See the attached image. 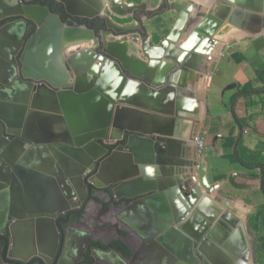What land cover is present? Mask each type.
<instances>
[{
	"label": "water",
	"instance_id": "95a60500",
	"mask_svg": "<svg viewBox=\"0 0 264 264\" xmlns=\"http://www.w3.org/2000/svg\"><path fill=\"white\" fill-rule=\"evenodd\" d=\"M48 1L75 24L63 22L60 11L45 6ZM126 1L0 0V264H80L89 235L80 231L83 216L75 224L70 217L96 202L93 191L106 189L115 203L135 200L123 213L140 210L145 222L142 249L130 259L121 256L122 264H195L193 246L205 264L221 256L219 247L229 232L222 230L223 220L216 222L220 209L209 207L205 197L217 187L208 183L203 163L199 185L182 176L184 167L190 173L198 162L181 159L184 143L177 133L182 122L172 115L190 114L180 110L188 102L183 91L192 79L183 66L190 67L197 49L209 53L214 48L210 36L221 24L215 17L229 15V25L246 32L251 27L252 36L260 35L264 0H222L218 12L204 17L181 47L179 41L196 23L185 5L163 0L149 10L147 0L139 5ZM170 12L173 26L155 46L145 22ZM137 13L144 17L140 26ZM110 16L129 17L136 25L120 26ZM138 26L143 34L134 33ZM130 34L141 39L131 41L138 51L116 41L125 42ZM85 42L91 43L90 51L65 58L67 47ZM198 43L189 56L185 47ZM176 47L185 53L176 55ZM128 50L147 63L133 60ZM163 59L180 66L165 65ZM56 125L60 133L53 132ZM198 132L200 127L193 137ZM237 177L232 175L229 185L250 190L237 184ZM73 234L82 242L70 262L66 254ZM240 244L235 251L242 259L235 264H249L250 248ZM92 253L93 264L99 262L96 254L120 256L114 250Z\"/></svg>",
	"mask_w": 264,
	"mask_h": 264
},
{
	"label": "crops",
	"instance_id": "0c3cea01",
	"mask_svg": "<svg viewBox=\"0 0 264 264\" xmlns=\"http://www.w3.org/2000/svg\"><path fill=\"white\" fill-rule=\"evenodd\" d=\"M147 1L150 3L148 9L151 10L155 9L163 0ZM167 1L168 3L179 2L182 6L183 3H188L193 6L194 10H197L196 14H201L197 23H193L194 26L191 27V30L187 34L185 33L177 47H181V43H184L185 38L192 33L195 27L203 23L204 17H207L212 11L217 13L219 7L222 6V0ZM141 2V0L137 2H129L127 0L125 5L132 3L139 5ZM110 17L120 26L138 25L136 20V24H133V20L129 17L126 19ZM141 18L144 19L142 16ZM174 19L175 14L170 12L166 17L165 24L162 26H154L151 23L152 21L145 22L147 34L155 46L166 38L173 26ZM234 31L233 33L224 34L225 42L219 41L222 47L217 51L211 50L208 54L209 56L207 55L210 57V60L206 63L210 78L202 76L200 80L205 81L204 86L200 85V80L194 85L192 84L193 82L187 84L192 93L196 94V99L187 100L193 102V104L185 107L184 112L190 113L188 117H192V112L197 113L198 119L200 118L199 120H196L197 116L194 118L193 122L196 125L191 130L190 136L191 138L193 137L196 127H200V131L204 132L205 135H207V131L206 143L211 148L210 152L213 155L210 162H207L204 155L199 160L193 138L192 141H188L189 149L186 152L187 155L184 153V158L189 162L198 160L206 165L207 181L210 185L217 187L212 194L205 195L208 206H211L213 209L221 208L223 210L220 213V219H224L225 215L227 216V220L232 227V232L238 227L244 231L243 243L247 248H250V252L251 233H253L255 243L253 252L255 253L257 236L251 231L249 221L255 215L256 210L264 205V196L261 193L259 179L260 170L249 171L237 163H232L225 149L228 148L231 141L234 144L232 152L237 148V144L241 143L252 153L264 156V139L260 137L264 136V121L260 117L264 115V63L261 64L259 71L252 68V65L256 61L255 56H258V58L262 56L264 58V29L260 35L256 36L251 35V29L249 33L241 30L238 31V29H234ZM124 43L129 49L137 47L131 41H125ZM84 49H88V46L68 50L66 55H71ZM162 61L166 65L170 63L165 59ZM215 73L219 74V87L215 91V95L209 99L207 92L213 82ZM44 130H47V126ZM61 130L62 128L56 125L53 132L60 133ZM253 131L256 133L254 134ZM178 133H182V130ZM195 174L194 169V177H192V181L194 182L195 180L198 181V177ZM232 175L238 176L235 181L237 184L247 185L250 187V190L239 191L233 189L228 183ZM189 188L185 189V191H188ZM231 190H234L236 195ZM98 200L103 202L99 203L96 201V203L90 202L87 204L84 210V227L80 230L81 233L91 236V241L106 243L118 240V233L121 232L123 234L121 241L131 250L132 254L135 251L141 250L143 245L142 239H144V231H141V228L145 225L141 211L139 210L136 213L130 212L127 216V213H123L122 209L120 210L118 207L113 206V203L109 199L100 197ZM229 212H231L230 217ZM119 214L121 216L117 219ZM122 222L128 225L130 230L121 227L117 229L118 223ZM98 258V264H118V261H120L119 258L109 253L98 254ZM92 260L94 263L93 258ZM141 263L137 261L135 264Z\"/></svg>",
	"mask_w": 264,
	"mask_h": 264
},
{
	"label": "bare ground",
	"instance_id": "6f19581e",
	"mask_svg": "<svg viewBox=\"0 0 264 264\" xmlns=\"http://www.w3.org/2000/svg\"><path fill=\"white\" fill-rule=\"evenodd\" d=\"M119 3V2H118ZM183 5H185V7L189 10V19H191L192 17H194V15H196V11L197 10H194L193 9V6L192 7H190L191 5L190 4H188V3H183ZM228 7H231V5H228ZM233 9V8H232ZM213 17H215V15H212ZM220 17H223L222 15H220L219 14V17H215L216 19H217V21L218 20H220L221 21V24H220V26H219V28L217 29V30H215L212 34H211V36H210V42L209 43H214L215 44V46H214V48L212 49V50H219L221 47H222V45L219 43V41L220 42H225V39H224V34H223V36L221 35V33H222V31L224 32L225 30H228V33L230 32V33H233V31H234V29H237L238 28V31L240 30V28H239V26H236V27H233V26H231V25H229L228 24V21H229V19H230V16L228 15L225 19H221ZM216 21V22H217ZM209 23H212L211 21H208ZM200 25H202V23L200 24ZM199 26V25H198ZM198 26H196V27H198ZM195 27V28H196ZM250 29H251V27L250 28H248V33H249V31H250ZM242 30V29H241ZM242 31H244V30H242ZM235 32V31H234ZM191 33V32H190ZM192 33H196L195 32V29L192 31ZM191 33V34H192ZM225 34H227V33H225ZM185 35V34H184ZM184 37V36H183ZM182 37V38H183ZM195 38H197V37H194V39ZM202 39H204V38H202ZM182 40V39H181ZM180 40V41H181ZM117 41V43L118 44H121L122 45V48L123 49H125V48H127L128 49V47H127V45L124 43V42H122V41H124V40H121V39H117L116 40ZM179 41V42H180ZM185 41V40H184ZM183 41V42H184ZM183 44H185V43H181V46L183 45ZM134 45L136 46L137 44H135L134 43ZM198 45H199V43L198 44H196V46H194V47H191V46H187V47H185L186 49L185 50H188V51H190L189 52V56L191 55V54H193L194 53V51H196V48L198 47ZM82 46H88V49H84V50H80V51H90L91 50V43H87V42H85V43H82L81 45H79V46H77L76 44H74V45H72V46H69V47H67L66 49H65V51H64V56H65V58L66 57H70L71 55H73V54H71V55H66V52L68 51V50H71V49H75V48H79V47H82ZM120 47V46H119ZM131 48H133V49H137V51L140 49V48H138V46L137 47H131ZM176 49H178L177 47H176ZM176 49H174V50H176ZM185 50H176V55H181V53L183 54V53H185L184 51ZM198 50V52L195 54V59L193 60V62H191V65H190V62H188V64L190 65V67L189 66H183V70H185L186 72H187V74L189 73V75H191V77H192V79L190 80V81H188V83L189 82H193L192 84L194 85L195 83H197L201 78H202V76H206L207 77V75H206V71H205V67H207L206 66V63L210 60V57H208L209 55V53H206L205 51H204V49L203 48H199V49H197ZM79 52V51H78ZM77 52V53H78ZM74 54H76V53H74ZM128 54H129V56L130 57H133V60L134 59H139V61H141L142 63H144V64H146L147 63V61H146V59H144L143 57V59H141L139 56H140V54L139 53H137V54H134L131 50H128ZM208 55V56H207ZM205 56H207V57H205ZM188 57V56H187ZM187 57L184 59V61L185 60H187ZM193 57V56H192ZM164 60V59H163ZM167 61H169L170 63H169V66H172V67H175V69H177V68H179V66L180 65H178V64H173L169 59L167 60ZM182 61V60H181ZM180 63H185V62H180ZM165 64V63H164ZM166 65V64H165ZM97 67H100L99 65H97ZM187 83V84H188ZM199 83H200V85L201 86H204V83H205V81L204 80H200L199 81ZM186 84V88H185V91H183L184 92V96L186 97V99L187 100H191V99H193V100H195L196 99V94H193L192 93V91L188 88V85ZM181 94V96L183 97V95ZM186 94V95H185ZM181 96L179 97V103H180V100L182 99L181 98ZM181 103H183L182 101H181ZM192 105L193 104V102H191V101H188L187 103H186V105L185 106H181L183 109H180V110H182V111H184V108L185 107H188V105ZM126 107V106H125ZM127 108L129 109L130 107H128L127 106ZM179 108H180V106H179ZM130 109H132V108H130ZM192 109H193V106H192ZM138 110H140V109H138ZM175 114H173L172 116H173V118L174 119H176V120H180V122H182V125L180 126V127H182L183 128V130H182V133H177L178 135H179V140L178 141H180L181 143L183 142L184 144V152L185 151H188V141H192V139L194 138V146H195V138L198 136V135H196L195 137H192L191 138V130H193L194 128H195V122H193V120H194V118L196 117L197 119L196 120H199L198 119V114L197 113H194V112H192V117H185V118H178V117H175L174 116ZM181 130V129H180ZM179 130V131H180ZM178 131V132H179ZM180 134H182V135H180ZM181 140H183V141H181ZM196 150V149H195ZM184 152H182V154H181V159L185 162V163H187V162H189V161H187L186 160V158H184ZM195 161V160H194ZM193 161V162H194ZM196 162H198L197 160H196ZM190 163V162H189ZM183 169H185V171L184 170H182V175H183V177H187L188 178V176L189 177H191V179H192V177H194V169H195V172H196V166H193L192 167V169H191V172L189 173V171H188V167H184ZM186 171H187V173H186ZM187 174V175H186ZM196 175V174H195ZM196 182V183H195ZM195 182L194 181H192V183H194L195 185H199V182L197 181V180H195ZM191 184V183H190ZM189 187L191 186V185H188ZM211 194H212V192H211ZM206 197V196H205ZM207 198V197H206ZM226 205V204H225ZM210 210H212V208L210 209ZM212 212L213 213H216L214 210H212ZM221 212V210H219V213ZM219 213H218V215L216 216V222L217 221H219ZM220 220H223V226H222V230L223 231H225V230H228V232H229V234H228V237H230V239L228 240L229 242H230V240H234V241H236L235 239H237L238 237L239 238H243L244 237V231L243 230H239V227L234 231V232H232V230H229V228L226 226V224H227V222H228V220H227V216L225 215V217H224V219H220ZM229 223V222H228ZM231 234V235H230ZM238 236V237H235V238H232L233 236ZM230 235V236H229ZM228 237H226V239L223 241L222 240V243H221V246L219 247V250H220V253H221V255L224 257V256H226L227 258H228V261L229 262H233L234 264L235 263H237L238 261H240L241 259H242V255H240L239 256V253L238 252H236L235 251V253L232 255V253L230 252V245H226V240L228 239ZM240 240H242L243 241V239H240ZM226 245V247H224ZM241 246V245H240ZM240 248V247H239ZM238 248V249H239ZM224 252H227L226 253V255L224 254ZM228 254H230V255H232L233 256V258L232 257H230ZM235 260V261H234Z\"/></svg>",
	"mask_w": 264,
	"mask_h": 264
},
{
	"label": "trees",
	"instance_id": "16d2710c",
	"mask_svg": "<svg viewBox=\"0 0 264 264\" xmlns=\"http://www.w3.org/2000/svg\"><path fill=\"white\" fill-rule=\"evenodd\" d=\"M71 26V24L69 25ZM233 142H229V146L225 149V152L228 154L229 160L232 163L239 164L245 170H260V185H261V193L264 196V156L262 154L252 153L250 150L245 148L241 143L237 144V148L234 152H232ZM105 192L111 198V203H113L111 189H106ZM97 202L102 203L97 200ZM82 215L76 217V221H78ZM249 225L251 227V231L255 233L257 236L256 247H255V264H264V205L259 207L255 215L250 219ZM123 234H119V239L116 241H111L108 244H103L101 242H91L89 250L87 251L84 259V264H92L93 260L90 257V250L92 248L99 249L101 251H109L114 250L118 254L130 258L132 256L131 250L125 246L121 238Z\"/></svg>",
	"mask_w": 264,
	"mask_h": 264
},
{
	"label": "flooded vegetation",
	"instance_id": "af4514ba",
	"mask_svg": "<svg viewBox=\"0 0 264 264\" xmlns=\"http://www.w3.org/2000/svg\"><path fill=\"white\" fill-rule=\"evenodd\" d=\"M45 6L46 7H49V8H51L53 11H55V12H58V11H60L59 9V7H55V4L52 2V1H48L47 3H45ZM61 12V11H60ZM63 12V11H62ZM61 12V14L60 15H58L60 18H61V20L63 21V22H65L67 25H70L71 24V26H73L74 24H75V22L74 21H71L65 14H64V12L62 13ZM141 16H143L141 13H137V15H135V20H137V23H138V25H140V21H141ZM140 17V19H138ZM30 31H31V29H30ZM119 145H121V143L119 144ZM119 145H116L115 147H114V149L113 150H116V148L119 146ZM110 152H112V151H110ZM93 193H95V199H96V201L100 198V197H104V198H107V199H109L110 200V202H111V198H110V196H108L107 195V193L105 192V191H98V192H94L93 191ZM94 195V194H93ZM99 201V200H98ZM133 201H135V200H133ZM133 201H129V202H126V203H115L114 201H113V206H116V207H118V209H123V208H125L126 206H129V205H131L132 203H133ZM90 202H92V203H96V202H94L93 200H91V201H89V203ZM101 202H103V201H101ZM88 203V204H89ZM87 206V205H86ZM86 206H85V208H86ZM85 208H84V210H85ZM117 209V208H116ZM218 209H220L221 211H223L221 208H218ZM213 210V209H212ZM221 213V212H220ZM220 213H219V218H220ZM82 216H84V211H83V214H82ZM76 217H78V216H71L70 217V224H75V222H76ZM229 217H230V214H229ZM83 223H84V220H83V222L81 223V225L79 226V227H81V229L84 227L83 226ZM69 224V225H70ZM119 225L117 226V229H120V227L121 228H125V229H127L126 227H125V224H122V223H118ZM226 226L229 228V230H232V227H231V225H230V223L228 224H226ZM129 230V229H128ZM235 230V229H234ZM239 230L241 231L242 229L239 227ZM121 232H119L118 233V236H119V234H120ZM231 235V234H230ZM229 235V236H230ZM77 239V240H76ZM230 239V237H228V239L226 240V245H230L229 247H230V252L232 253V255L235 253V249H238L239 247H240V243L242 242V240H240V238L238 237L237 238V240L236 241H234V240H230V242L228 241ZM89 240H90V244H91V242H93V241H91V236H89ZM71 241L72 242H70V245H69V248H68V252H67V254H66V256L68 255V260L70 261V262H72V260L73 259H75L76 257H77V253H78V251H79V247H80V243L82 242V239L80 238V237H76V236H74V234L71 236ZM95 242H99V241H95ZM111 242V241H110ZM110 242H106V243H103V244H108V243H110ZM240 242V243H239ZM102 243V242H101ZM90 244H89V246H88V249L84 252V254H83V261L80 263V264H84L83 262H84V259H85V255H86V253H87V251L89 250V247H90ZM93 249H95V248H92L91 250H90V257H92L93 258V253H92V250ZM106 252V251H105ZM136 252V251H135ZM206 252H208V250L206 251ZM226 253L227 252H224V254L226 255ZM97 256H98V254H96ZM133 255V254H132ZM230 257H232L233 258V256L232 255H230V254H228ZM122 255H120V256H115L116 258H119V260L120 261H118V264H122L123 263V258H125L126 259V257H124V256H122ZM222 256V255H221ZM219 256V258H217V260H214V262H212V263H214V264H234L233 262H229L228 261V258L226 257V256ZM131 258V257H130ZM130 258H127V259H130ZM193 258L195 259V264H205V258L203 257V255L198 251V249H197V246L195 247V246H193ZM224 258V259H223ZM212 260V259H211ZM213 261V260H212ZM235 261V260H234ZM192 264H194V263H192ZM207 264H209V262L207 263Z\"/></svg>",
	"mask_w": 264,
	"mask_h": 264
},
{
	"label": "rangeland",
	"instance_id": "374dc122",
	"mask_svg": "<svg viewBox=\"0 0 264 264\" xmlns=\"http://www.w3.org/2000/svg\"><path fill=\"white\" fill-rule=\"evenodd\" d=\"M129 2H137L138 0H128ZM167 15L168 14H164L163 16H159V17H156L154 20H156L155 22H154V20H152V25H154V26H162V25H164L165 24V21H166V17H167ZM192 18H194L195 19V22L197 23V18L196 17H192ZM191 18V19H192ZM138 19H140V17L138 18ZM190 19V20H191ZM141 20H142V18H141ZM137 21V20H136ZM140 23V22H139ZM195 23V24H196ZM140 26V25H139ZM138 26V28L137 29H135V31H134V33H137L139 30V32H141V34H143V32H142V30L140 29V27ZM194 25H193V23L191 24V26H190V28L191 27H193ZM190 28H188L189 30H190ZM188 30V31H189ZM131 33V32H130ZM124 39L125 40H127V41H132V42H135V43H138L141 39H140V37H135V35L133 36L132 34H130V35H128V36H124ZM122 40V39H121ZM136 46H138V48H140V46L139 45H136ZM141 59H143L142 58V55L140 54V56H139ZM255 59H256V61H255V64L254 65H252V68L253 69H255V70H257V71H259L260 69V67H261V64L262 63H264V58L262 57V56H260L259 58H258V56H255ZM250 63H251V61H250ZM220 68H222V67H220ZM218 77H219V74H217V73H215L214 74V76H213V82H212V84L209 86V89H208V92H207V97L210 99L211 97H213V95H215V91L218 89V87H219V81H220V79H218ZM218 108H219V106H218ZM201 117V116H200ZM200 119V118H199ZM206 134L208 135V133H207V131H206ZM198 135H199V132H198ZM207 135H205V138H204V141H205V143H206V136ZM206 145H207V143H206ZM211 150H208V151H206L205 153H204V157H206V160H207V162H210V160H211V157H212V155H213V153L212 152H210ZM198 161V160H197ZM201 164V163H200ZM231 192L234 194V195H236V192H234V190H231ZM259 195V194H258ZM231 212H229V214H230ZM229 224V223H228ZM254 246H255V243H254V236H253V233H251V252H250V255H251V260H249V264H255V258H254Z\"/></svg>",
	"mask_w": 264,
	"mask_h": 264
},
{
	"label": "built area",
	"instance_id": "2783aa9c",
	"mask_svg": "<svg viewBox=\"0 0 264 264\" xmlns=\"http://www.w3.org/2000/svg\"><path fill=\"white\" fill-rule=\"evenodd\" d=\"M205 133L204 132H199V135L195 138V149L197 156L199 157V160L201 157H203L204 153L208 150H211L209 146L206 145L205 141ZM202 161V159H201ZM200 161H198V167L196 168V176L198 177V172H199V165Z\"/></svg>",
	"mask_w": 264,
	"mask_h": 264
}]
</instances>
